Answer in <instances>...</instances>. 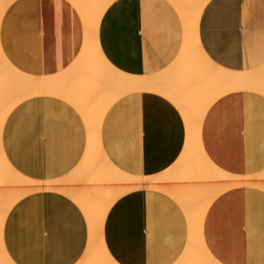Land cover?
I'll return each mask as SVG.
<instances>
[{
	"label": "crops",
	"instance_id": "1",
	"mask_svg": "<svg viewBox=\"0 0 264 264\" xmlns=\"http://www.w3.org/2000/svg\"><path fill=\"white\" fill-rule=\"evenodd\" d=\"M196 33L218 66L258 69L264 65V0H207ZM96 34L113 67L143 76L169 67L183 39L181 19L166 0H111ZM83 38L81 17L68 0H12L0 18L6 60L30 75L66 72L75 64ZM5 119L1 148L22 175L54 180L80 161L87 131L66 101L30 96ZM99 133L109 161L140 176L173 167L186 139L178 108L150 90L114 100ZM198 133L201 149L219 169L237 175L264 171V95L239 90L219 96L200 118ZM201 229L207 250L220 264H264V191L238 186L219 193L207 207ZM88 234L83 212L53 190L18 200L2 230L4 248L15 264H80ZM100 234L117 264H175L188 240V223L167 194L138 188L114 199Z\"/></svg>",
	"mask_w": 264,
	"mask_h": 264
},
{
	"label": "bare ground",
	"instance_id": "2",
	"mask_svg": "<svg viewBox=\"0 0 264 264\" xmlns=\"http://www.w3.org/2000/svg\"><path fill=\"white\" fill-rule=\"evenodd\" d=\"M11 1L0 0V18ZM68 1L81 17L84 38L75 64L66 72L52 76L24 73L6 60L0 47V130L16 103L30 96L49 95L69 103L87 131L86 146L76 167L54 180L22 175L7 161L0 144V264H15L4 248L2 236L8 211L22 197L44 190L65 195L84 214L89 234L80 264H117L104 248L100 228L114 199L138 188L167 194L185 215L188 240L175 264H220L203 242L201 225L206 209L216 195L233 187L253 186L264 191V171L237 175L219 169L201 149L198 125L208 106L225 93L246 90L264 95V65L250 71L218 66L202 50L196 33L200 10L207 0H166L182 22L183 39L177 56L158 73L128 74L107 61L97 42L98 20L111 0ZM141 90L154 91L172 102L186 127L180 158L168 171L150 176L120 170L109 161L100 144V125L109 106L118 97Z\"/></svg>",
	"mask_w": 264,
	"mask_h": 264
}]
</instances>
